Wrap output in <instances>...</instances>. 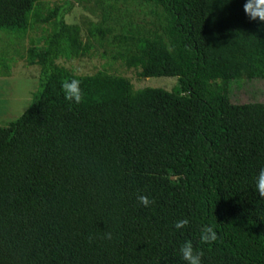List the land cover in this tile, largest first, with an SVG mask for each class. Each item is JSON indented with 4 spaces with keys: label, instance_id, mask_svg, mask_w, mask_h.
<instances>
[{
    "label": "trees",
    "instance_id": "trees-1",
    "mask_svg": "<svg viewBox=\"0 0 264 264\" xmlns=\"http://www.w3.org/2000/svg\"><path fill=\"white\" fill-rule=\"evenodd\" d=\"M41 1L0 0V30L22 37L34 22L53 23L27 49L40 68L32 102L0 125V264H186L187 240L202 264H264V102L229 96L233 79H264V22L249 19L246 0H113L84 22L85 39L64 20L70 0L45 16ZM95 44L140 77L176 83L136 89L56 61ZM71 79L81 81L80 104L64 98ZM203 225L214 243L200 242Z\"/></svg>",
    "mask_w": 264,
    "mask_h": 264
},
{
    "label": "rangeland",
    "instance_id": "rangeland-1",
    "mask_svg": "<svg viewBox=\"0 0 264 264\" xmlns=\"http://www.w3.org/2000/svg\"><path fill=\"white\" fill-rule=\"evenodd\" d=\"M66 0H42L39 11L42 16L56 5H64ZM72 7L64 14L68 23L81 25L82 38H86L85 21H96L101 14V7L113 0H70ZM101 1V3H100ZM124 10L131 9L134 19H152L153 16L135 3L117 4ZM130 5V6H129ZM53 29V23L34 22L24 36L9 31L0 30V125H6L20 116L32 102L34 93L38 89L39 66L29 65L26 61L27 49L30 45H42L46 35ZM57 63L67 67L76 74H92L104 71L109 74L124 76L133 84L134 88L145 86L163 87L170 90L176 83L174 76L140 77L139 67L125 66L121 60L112 59L105 46L95 44L91 54L71 59L58 58ZM229 96L233 102H264V79L238 78L230 81Z\"/></svg>",
    "mask_w": 264,
    "mask_h": 264
},
{
    "label": "clouds",
    "instance_id": "clouds-1",
    "mask_svg": "<svg viewBox=\"0 0 264 264\" xmlns=\"http://www.w3.org/2000/svg\"><path fill=\"white\" fill-rule=\"evenodd\" d=\"M245 14L250 20L264 22V0H246L244 4ZM81 81L78 79L65 80L61 87L65 100L80 104L83 102L84 94L80 87ZM256 191L260 198L264 199V168H261L256 177ZM138 202L148 207L154 204V200H150L146 195H138ZM188 219L178 220L174 227L176 229H184L188 226ZM105 239L111 240L112 233L106 232ZM200 242L204 244H212L218 239V234L211 225H203L200 229ZM91 240V237H90ZM180 256L186 264H202L204 253L202 250L194 248L191 240L185 241L179 248Z\"/></svg>",
    "mask_w": 264,
    "mask_h": 264
}]
</instances>
